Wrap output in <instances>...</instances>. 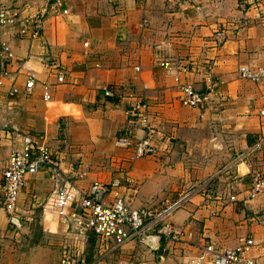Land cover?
<instances>
[{
    "label": "crops",
    "instance_id": "obj_1",
    "mask_svg": "<svg viewBox=\"0 0 264 264\" xmlns=\"http://www.w3.org/2000/svg\"><path fill=\"white\" fill-rule=\"evenodd\" d=\"M31 1L7 0L21 7L22 16L47 14L39 39L20 40L15 29L7 36L16 59H28L40 75L28 96L21 91L22 76L0 86V264H33L31 248L19 246L20 233L2 204V171L10 151L20 148L14 131L44 143L58 173L81 194L92 183L126 175L131 182L120 195L134 209L156 210L202 186L171 219L183 233L181 241L149 226L145 241L133 239L111 251L93 234L80 236L57 216L42 214L46 198L63 184L54 171L42 168L28 178L17 208L31 214L40 207L44 238H71L87 264H184L205 245L223 250L246 239L254 242L247 257L264 264V195L248 199L252 175L264 173V84L242 80L237 71L264 66V0H207L199 10L172 0H103L93 12L79 5L90 0H74L79 9L64 0V14L51 13V0ZM161 62L185 66L182 82L196 91H205L210 77L225 100L212 97L201 109L183 106L174 75ZM55 65L67 69L62 84L55 81ZM9 69L14 74L17 65ZM42 85L49 88L48 102ZM12 86L19 93L10 97ZM104 86L112 90L111 98L103 96ZM140 101L149 106L157 153L130 160L131 150L117 149L113 141L128 131L136 139L143 135L129 116ZM246 121L250 134L241 137ZM217 161L224 163L214 171ZM83 171L87 176L81 179Z\"/></svg>",
    "mask_w": 264,
    "mask_h": 264
},
{
    "label": "built area",
    "instance_id": "obj_2",
    "mask_svg": "<svg viewBox=\"0 0 264 264\" xmlns=\"http://www.w3.org/2000/svg\"><path fill=\"white\" fill-rule=\"evenodd\" d=\"M172 1L179 5H192L199 10L202 7L201 1L206 2L207 0ZM51 2V13H65V10L62 9L64 0H51ZM20 8L0 4V86L5 80L14 83L17 76H22L24 82L21 91L24 96H28L33 93L39 83L40 74L29 67L28 59H16L7 36L15 29V34L20 40L39 39L43 31L44 15L47 12L43 10L33 15L22 16ZM215 37L218 43L223 40L221 32L216 33ZM14 64L17 65L15 75L9 69ZM160 66L174 75L173 79L179 89L180 101L183 106L201 109L210 103L212 97L217 98L219 102L225 100V96L221 95L219 90L220 84L210 77L207 78L205 91H196L190 84L182 82L180 75L188 73L185 66L169 62H161ZM53 70L56 83H64L66 67L55 65ZM237 71L238 77L242 80L264 84V66L243 65ZM42 86L43 101L48 102L51 99L49 88L46 85ZM101 91L106 98L113 96L112 90L107 86L101 88ZM18 93L19 90L12 86L9 96L13 97ZM260 115L264 116V110L260 111ZM129 116L132 118V122L141 127L143 135L136 139L131 131H128L126 135L113 141L114 147L131 150L130 160L154 156L157 153V148L153 144L155 129L150 124L148 104L143 101L136 102L129 111ZM14 133L20 139V148L12 149L8 155L6 166L2 171L3 185L1 187L2 204L9 214L16 211L18 195L27 186L28 178L46 167L54 171L56 177L62 180L63 184L46 198L42 205V214L57 216L66 223L70 230L72 228L80 236L93 234L101 248L115 251L133 239L145 241L148 237L145 233L150 228L149 226L157 227L158 234L167 239L174 242L181 241L183 233L174 227L171 219L190 201L194 194L202 191V186L182 192L175 200L166 203L159 209H134L119 193L120 188L131 182L126 175L122 179H113L108 184L92 183L87 192L81 194L69 180L62 178L58 173L52 153L44 143L34 139L27 132L14 131ZM78 176L82 179L87 176V173L83 171ZM259 195H264V173L255 172L252 175L248 199L252 200ZM229 200L234 201L235 198L230 197ZM15 221L17 220L11 217L12 224L18 227L19 224ZM253 246L254 242L251 239L243 240L238 245L223 250H218L208 244L197 256L187 259L184 264H256L254 259L247 257ZM57 264L87 263L83 258H75L69 251L64 250ZM118 264L132 263L119 261Z\"/></svg>",
    "mask_w": 264,
    "mask_h": 264
},
{
    "label": "rangeland",
    "instance_id": "obj_3",
    "mask_svg": "<svg viewBox=\"0 0 264 264\" xmlns=\"http://www.w3.org/2000/svg\"><path fill=\"white\" fill-rule=\"evenodd\" d=\"M31 2L33 3L34 0ZM73 3H74V0L73 1L70 0L71 8L72 9H79L78 5L74 6ZM0 4L11 6V4H9L7 2V0L6 1L0 0ZM102 4H104L103 0H90V1L85 2V6H83L82 2H80L79 5H80V8H83L86 11H88V9H89L91 12H93L92 10L96 9L98 5H102ZM24 7H25V5H24ZM38 12H40V10L34 12L33 14L38 13ZM244 119H246V118H244ZM228 120H232V119H228ZM243 123H245V124L242 125V127H241V137H246L250 134L247 132H248V129L251 128L252 125L251 126L249 125V128H247L248 127L247 124L250 122L246 121V122H242V124ZM223 133L224 132H222L221 134L223 135ZM216 137H218V136H216ZM240 149L241 148L237 149L238 153L243 151L242 149L241 150ZM210 163H213V162H210ZM223 163H224L223 161L222 162H220V161L214 162L213 163V164H215L214 171H216L217 169H220L221 166L223 165ZM10 216L14 217L16 220L17 219L19 220V226L17 228H15L13 226L16 229V231L18 233H20V235H19L20 236L19 246L21 248H26V249L31 248L32 255H33V257H32L33 264H57L59 262V260L61 259V256H62L64 249L67 251H68V249H70L72 252L74 251V257L75 258L78 256L79 257L84 256V254H82V255L76 254V252H75L76 248H74L71 244V242L73 240L69 237L63 236L61 240L44 238V232L42 231V229H41L42 227L40 225L41 217H42L40 207H36L34 209V211L31 212V214L23 213L22 210L19 211V207H18V208H16V211L14 213H10ZM26 217H31L32 220L24 219ZM69 233H71V232H69ZM88 251H86V252H88ZM83 259L85 260V258H83ZM106 263L115 264V262H108L107 260H106Z\"/></svg>",
    "mask_w": 264,
    "mask_h": 264
},
{
    "label": "trees",
    "instance_id": "obj_4",
    "mask_svg": "<svg viewBox=\"0 0 264 264\" xmlns=\"http://www.w3.org/2000/svg\"><path fill=\"white\" fill-rule=\"evenodd\" d=\"M248 143H250V142L248 141Z\"/></svg>",
    "mask_w": 264,
    "mask_h": 264
}]
</instances>
